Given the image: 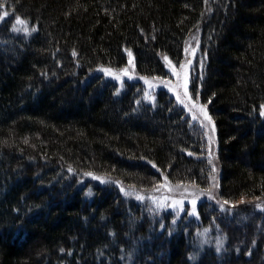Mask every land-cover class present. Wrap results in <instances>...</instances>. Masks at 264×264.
I'll use <instances>...</instances> for the list:
<instances>
[{
	"label": "trees",
	"instance_id": "16d2710c",
	"mask_svg": "<svg viewBox=\"0 0 264 264\" xmlns=\"http://www.w3.org/2000/svg\"><path fill=\"white\" fill-rule=\"evenodd\" d=\"M193 32L219 195L262 196L264 0H0V264H264V208L204 200L178 216L122 189L212 185L176 97L105 72L131 57L166 77Z\"/></svg>",
	"mask_w": 264,
	"mask_h": 264
},
{
	"label": "rangeland",
	"instance_id": "374dc122",
	"mask_svg": "<svg viewBox=\"0 0 264 264\" xmlns=\"http://www.w3.org/2000/svg\"><path fill=\"white\" fill-rule=\"evenodd\" d=\"M197 34L191 33L185 43L184 56L181 62L177 65L169 64L168 75L166 77H140L134 67L132 58L128 59V63L121 68H106L111 74H108L115 79L120 88H123L124 82L127 80H140L146 85L148 91L147 97L153 98L154 92L157 89L169 90L184 107L189 116L203 130L207 140V156L214 169L212 185L206 189L199 188L190 184H174L168 181L159 183L153 189H137L127 184H122L123 192L140 203H145L157 210H166L174 212L176 215L186 213L187 215H195V209L201 202L209 201L217 207L229 205L237 207L242 203H250L255 208H264V195L253 198H236L233 202H227L221 198L218 191V163H217V140L214 121L207 110L205 103L201 102L199 97L189 89V73L190 66L194 55V50L197 44ZM183 65L184 67H181ZM179 74V75H177ZM185 77H187V95L185 94ZM180 101H183L181 103ZM211 118V122L204 115ZM214 129V131H213ZM102 179L106 180V177ZM195 201V204H193ZM259 205V207H257ZM233 208L235 211L238 208Z\"/></svg>",
	"mask_w": 264,
	"mask_h": 264
},
{
	"label": "snow or ice",
	"instance_id": "6c2138e0",
	"mask_svg": "<svg viewBox=\"0 0 264 264\" xmlns=\"http://www.w3.org/2000/svg\"><path fill=\"white\" fill-rule=\"evenodd\" d=\"M17 23H23V21H21L19 18H17ZM165 59H167V58H165ZM181 67H184V66L181 65ZM105 72H106V74H111L108 70H105ZM177 75H179V74H177ZM184 88H185V94L187 95V77H185ZM177 99L178 100L180 99L179 96H177ZM180 102L183 103V101H180ZM262 107H264V106H262ZM202 111H204L203 107H202ZM204 115L211 122V118L207 116V112L206 111H204ZM261 115H264V111L261 112ZM213 131H214V129H213ZM193 204H195V201H193ZM257 207H259V205H257Z\"/></svg>",
	"mask_w": 264,
	"mask_h": 264
}]
</instances>
